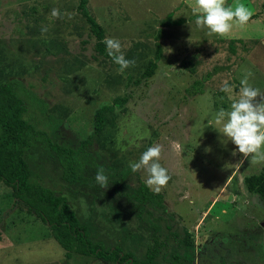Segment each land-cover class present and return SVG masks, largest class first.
I'll list each match as a JSON object with an SVG mask.
<instances>
[{
    "label": "rangeland",
    "instance_id": "rangeland-1",
    "mask_svg": "<svg viewBox=\"0 0 264 264\" xmlns=\"http://www.w3.org/2000/svg\"><path fill=\"white\" fill-rule=\"evenodd\" d=\"M238 2L254 15L244 25L233 20L221 37L196 25L195 0H88L105 38L119 39L125 58L135 60L120 72L95 50L78 0H0V81L18 80L25 118L51 141L76 149L91 136L79 156L81 179L63 180L59 158L44 142L28 151L33 180L62 193L95 240L120 246L132 259L145 260L157 239L164 245L153 264H264V202L243 182L264 170V160L242 156L215 122L239 98L249 71L248 83L264 95V0H225V6ZM54 8L59 18L51 16ZM169 16L182 21L163 28L155 73L133 85L154 55L159 21ZM208 71L202 93L185 92ZM224 81L231 94L221 91ZM127 92L126 104L106 113L104 128L93 134L95 109ZM154 144L162 146L159 163L170 177L158 192L163 207L139 201L148 173L129 167ZM101 167L106 189L95 180ZM64 253L0 180V264H114ZM172 253L182 259L174 262Z\"/></svg>",
    "mask_w": 264,
    "mask_h": 264
},
{
    "label": "trees",
    "instance_id": "trees-1",
    "mask_svg": "<svg viewBox=\"0 0 264 264\" xmlns=\"http://www.w3.org/2000/svg\"><path fill=\"white\" fill-rule=\"evenodd\" d=\"M87 2L88 0H78L77 11L96 39L95 50L113 61L103 43L104 30L89 13ZM181 21H173L170 16L159 21L160 26L154 34V55L148 60L142 73L132 81L133 85H139L155 73L162 56L160 39L163 28ZM210 75L211 71H208L199 79H194L189 87L185 88V92L190 96L202 93L203 84L209 80ZM17 86L18 80L13 77L0 81V180L10 187L12 197L22 204L28 213L34 214L47 225L53 239L63 248L66 259H70L73 254H78L114 264H153V260L164 245L163 242L155 239L154 244L147 248L145 260L132 259L131 253L124 252L120 246H106L102 241L95 240L88 226L80 221L62 193L33 180L28 151L33 146L44 142L49 144L59 158L63 169V180L71 183L81 179L83 164L79 156L91 144V136L82 140L76 149L51 141L45 130L36 128L25 118L27 107L17 93ZM130 97L131 92H127L96 108L93 115V134H99L104 128L106 113L123 107ZM243 182L247 191L256 194L264 202V170L244 177ZM137 191L140 202H152L163 207L161 193L151 190L144 183L138 186ZM172 257L174 262L182 259V256L175 253H172ZM183 259L186 260V258Z\"/></svg>",
    "mask_w": 264,
    "mask_h": 264
},
{
    "label": "clouds",
    "instance_id": "clouds-1",
    "mask_svg": "<svg viewBox=\"0 0 264 264\" xmlns=\"http://www.w3.org/2000/svg\"><path fill=\"white\" fill-rule=\"evenodd\" d=\"M197 9L201 13L197 15L195 23L198 27H206L210 33L221 37L230 33L235 20L240 25L247 24L254 15L244 3H236L235 6H225V0H195ZM52 17L59 18V9H52ZM47 31V29H42ZM107 54L113 62L119 66V71L123 72L127 68L135 65V60L125 58L121 51V42L117 38L106 37L103 41ZM252 75L249 71L240 81L239 98L232 100L230 110L220 109L216 114V124L221 125L219 132L235 145L236 150L247 157L256 154L264 160V95L258 88L252 87L248 83V77ZM221 91L231 94L232 86L227 81L223 82ZM171 148L179 152L181 145L177 141H172ZM162 146L154 144L144 151L138 161L130 162L129 167L133 172L144 169L148 173L145 181L146 185L159 192L167 185L170 177L168 169L160 163ZM236 155V151L233 152ZM95 180L102 189L108 187V177L105 169L99 168L96 172Z\"/></svg>",
    "mask_w": 264,
    "mask_h": 264
},
{
    "label": "crops",
    "instance_id": "crops-1",
    "mask_svg": "<svg viewBox=\"0 0 264 264\" xmlns=\"http://www.w3.org/2000/svg\"><path fill=\"white\" fill-rule=\"evenodd\" d=\"M262 17H259V19H261Z\"/></svg>",
    "mask_w": 264,
    "mask_h": 264
},
{
    "label": "water",
    "instance_id": "water-1",
    "mask_svg": "<svg viewBox=\"0 0 264 264\" xmlns=\"http://www.w3.org/2000/svg\"><path fill=\"white\" fill-rule=\"evenodd\" d=\"M262 224H263V222H262Z\"/></svg>",
    "mask_w": 264,
    "mask_h": 264
}]
</instances>
